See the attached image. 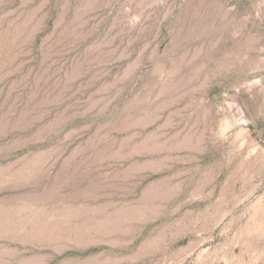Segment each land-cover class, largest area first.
<instances>
[{
  "label": "rangeland",
  "instance_id": "374dc122",
  "mask_svg": "<svg viewBox=\"0 0 264 264\" xmlns=\"http://www.w3.org/2000/svg\"><path fill=\"white\" fill-rule=\"evenodd\" d=\"M0 264H264V0H0Z\"/></svg>",
  "mask_w": 264,
  "mask_h": 264
}]
</instances>
